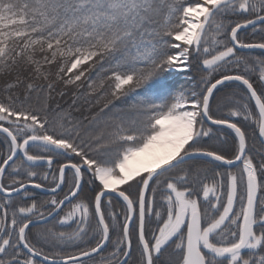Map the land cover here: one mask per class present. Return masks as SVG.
Instances as JSON below:
<instances>
[{"label":"snow or ice","instance_id":"6c2138e0","mask_svg":"<svg viewBox=\"0 0 264 264\" xmlns=\"http://www.w3.org/2000/svg\"><path fill=\"white\" fill-rule=\"evenodd\" d=\"M0 80V264H264V0H0Z\"/></svg>","mask_w":264,"mask_h":264},{"label":"trees","instance_id":"16d2710c","mask_svg":"<svg viewBox=\"0 0 264 264\" xmlns=\"http://www.w3.org/2000/svg\"><path fill=\"white\" fill-rule=\"evenodd\" d=\"M249 32L251 31L250 29L248 30ZM257 39H259V37H257ZM251 42V41H249ZM255 54H259V52H256L255 51ZM107 67V66H105ZM101 72L99 66L95 67V68H92L90 72L86 73V76L85 78H82L84 80V86L86 88V85H87V76L91 75L93 78H96V76ZM193 75H196L195 73H193ZM198 78V77H197ZM181 83L183 82V77H180L179 78ZM3 83V80H0V85H2ZM66 95L64 96L63 100H61V103L62 105L65 107V108H68L70 103H71V99H72V93L75 91V89L73 88H69V89H66ZM59 99V97H58ZM136 99V95L135 93H132L130 94L128 97H125V98H122L120 101L117 102L118 106L119 107H126L127 105L131 104L133 102V100ZM123 101H126L123 103ZM72 115L73 116H78L79 113L76 112L75 110L72 111Z\"/></svg>","mask_w":264,"mask_h":264},{"label":"flooded vegetation","instance_id":"af4514ba","mask_svg":"<svg viewBox=\"0 0 264 264\" xmlns=\"http://www.w3.org/2000/svg\"><path fill=\"white\" fill-rule=\"evenodd\" d=\"M35 191L39 192L40 190H35ZM40 198H41V199H44V198H45V195H44L43 193H41ZM65 208H66V207H65Z\"/></svg>","mask_w":264,"mask_h":264},{"label":"rangeland","instance_id":"374dc122","mask_svg":"<svg viewBox=\"0 0 264 264\" xmlns=\"http://www.w3.org/2000/svg\"><path fill=\"white\" fill-rule=\"evenodd\" d=\"M96 77H97V76H96ZM124 102H126V101H123V103H124ZM126 103H128V102H126ZM65 211H67V207L65 208Z\"/></svg>","mask_w":264,"mask_h":264},{"label":"water","instance_id":"95a60500","mask_svg":"<svg viewBox=\"0 0 264 264\" xmlns=\"http://www.w3.org/2000/svg\"><path fill=\"white\" fill-rule=\"evenodd\" d=\"M245 51H247V50H245ZM256 52H260V50H255Z\"/></svg>","mask_w":264,"mask_h":264}]
</instances>
